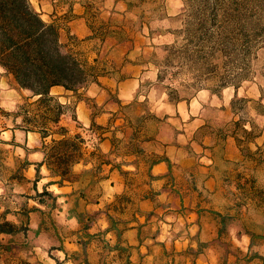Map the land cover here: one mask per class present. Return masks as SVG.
<instances>
[{
  "label": "clouds",
  "instance_id": "clouds-1",
  "mask_svg": "<svg viewBox=\"0 0 264 264\" xmlns=\"http://www.w3.org/2000/svg\"><path fill=\"white\" fill-rule=\"evenodd\" d=\"M0 264H264V0H0Z\"/></svg>",
  "mask_w": 264,
  "mask_h": 264
},
{
  "label": "trees",
  "instance_id": "trees-1",
  "mask_svg": "<svg viewBox=\"0 0 264 264\" xmlns=\"http://www.w3.org/2000/svg\"><path fill=\"white\" fill-rule=\"evenodd\" d=\"M21 9V5L19 3H14L11 9H0V14L8 13L11 15L12 20L17 23L19 26V20L17 19L18 13Z\"/></svg>",
  "mask_w": 264,
  "mask_h": 264
}]
</instances>
